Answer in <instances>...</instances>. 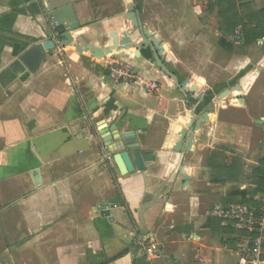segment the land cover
<instances>
[{"label":"crops","instance_id":"crops-1","mask_svg":"<svg viewBox=\"0 0 264 264\" xmlns=\"http://www.w3.org/2000/svg\"><path fill=\"white\" fill-rule=\"evenodd\" d=\"M52 4L58 21L47 0H0V264H247L243 238L211 212L241 190L261 195L264 46L223 35L206 13L209 0ZM134 16L160 39L178 82L150 46L137 48L141 39L100 59L57 34L74 22L78 45L110 47L112 33L135 29ZM51 39L43 56L39 45ZM115 61L134 65L137 80L111 79ZM238 83L242 91L220 98ZM182 130L194 137L189 151V135L175 148ZM127 131L156 159L122 174L104 136ZM222 156L240 158L239 179H222ZM98 203L119 206L107 216ZM141 238L159 258L147 256Z\"/></svg>","mask_w":264,"mask_h":264},{"label":"water","instance_id":"water-1","mask_svg":"<svg viewBox=\"0 0 264 264\" xmlns=\"http://www.w3.org/2000/svg\"><path fill=\"white\" fill-rule=\"evenodd\" d=\"M49 3V10H51V15L54 17L55 21H58L57 19V11L54 8L52 4V0H47ZM129 8L131 9V13L134 15L133 12V6L129 5ZM53 11V12H52ZM132 15V16H133ZM134 18V25L135 29L128 31L123 37H119L117 33H112L111 38L113 39V45L110 47H100L98 45H83L80 46L78 43L74 41V33L73 31L78 28V23H69L67 25H61L60 28H58V34L62 37V44L63 45H73L76 48H78L79 51L81 50H89L91 54L97 58H104L107 55L111 54L113 51H119L123 46L130 44L132 40L135 39H141L140 43H135L137 48H141L144 46H150L156 61V64L158 67H160L167 75L173 77L175 80L177 79L176 75L167 67L165 62L163 61L162 57V42L159 38H157L150 30L143 27V23L140 19L137 17ZM55 47V42L53 39L44 42V44L39 45V48L41 50V53L43 56H45V53L43 50H49L53 49ZM177 81V80H176ZM178 82V81H177ZM182 88L186 87V83L179 84ZM241 83H238L236 86H234L231 89L225 90L221 95L220 98L224 99L233 91H242ZM191 126L194 128H197L198 125L192 121ZM117 134L116 132L114 133ZM114 134H111L109 136H104L105 146L109 148L111 152L114 153V160L119 168V171L122 174H127L129 172H132L136 168L138 169H145L147 166V163L150 161H154L156 159L155 154L152 151H143L140 148L139 140L136 138L135 132L127 131L120 134V139L116 140V137ZM182 139L177 143L176 149L180 150L181 146L183 144V140L187 135H189L188 145H187V151L190 150L192 141H193V135L191 133H188L186 130H182L180 133ZM183 175L186 180L189 179V175L183 171ZM118 203H98L97 209L101 212V214L104 215H110L111 209L118 207Z\"/></svg>","mask_w":264,"mask_h":264},{"label":"trees","instance_id":"trees-1","mask_svg":"<svg viewBox=\"0 0 264 264\" xmlns=\"http://www.w3.org/2000/svg\"><path fill=\"white\" fill-rule=\"evenodd\" d=\"M206 13L209 17L212 15L216 16L218 29L225 36H235L237 30L241 29L245 38V42L243 44H251L264 37V8H257L254 0H209ZM222 43L228 47L232 46L231 43L224 40ZM84 121L87 124L88 119L86 118ZM217 158L218 157L215 155L213 160ZM215 168L217 172L222 173V179L233 181L239 179L244 167L240 158L234 157L232 163L227 164L225 163V158L222 156L221 162H218V165H216ZM254 172L255 179L257 181V188L262 196L264 194V158L260 159L258 168H256ZM231 197H239V203H245L250 206L259 207L261 204L260 197L256 199L253 195L249 196L248 192L245 190H241L235 195L232 194ZM223 203L230 202L227 200ZM215 219L226 224L228 227L227 231L236 233L241 238L250 235L245 230L234 228L232 224L226 220L220 218ZM128 251L129 250H126L119 256L124 255ZM111 260H107L106 262H110Z\"/></svg>","mask_w":264,"mask_h":264},{"label":"built area","instance_id":"built-area-1","mask_svg":"<svg viewBox=\"0 0 264 264\" xmlns=\"http://www.w3.org/2000/svg\"><path fill=\"white\" fill-rule=\"evenodd\" d=\"M234 38L238 44L245 42L241 29L237 30ZM258 44L264 46V37L259 39ZM107 73L111 79L120 83H130L138 78L137 69L128 62L115 61L108 63ZM152 86L157 87L155 84ZM260 200L259 207L239 202H221L216 204L211 212L213 217L226 220L234 228L245 230L250 234L242 237L243 239L239 245V253L244 257L247 264H264V194L260 197ZM141 243L146 247L149 258L160 257L156 247H147L148 242L144 239L141 240Z\"/></svg>","mask_w":264,"mask_h":264},{"label":"rangeland","instance_id":"rangeland-1","mask_svg":"<svg viewBox=\"0 0 264 264\" xmlns=\"http://www.w3.org/2000/svg\"><path fill=\"white\" fill-rule=\"evenodd\" d=\"M209 19H211V17H209ZM173 28H177L178 26H179V24L178 23H176V24H173ZM179 56V55H178ZM183 56V55H182ZM179 65V67H180V69L182 70V71H188V70H190V68H191V65L190 64H181V66H180V64H178ZM192 67H193V65H192ZM237 189H239V187L237 188ZM228 200V202H234V203H238L239 201H240V199H238V198H233V197H229V198H225V199H220V200H218L217 202L219 203H221V202H226Z\"/></svg>","mask_w":264,"mask_h":264}]
</instances>
